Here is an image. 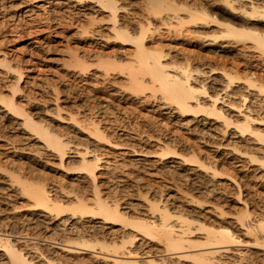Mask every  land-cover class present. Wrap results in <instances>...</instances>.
I'll list each match as a JSON object with an SVG mask.
<instances>
[{
    "label": "rangeland",
    "instance_id": "1",
    "mask_svg": "<svg viewBox=\"0 0 264 264\" xmlns=\"http://www.w3.org/2000/svg\"><path fill=\"white\" fill-rule=\"evenodd\" d=\"M131 1L132 2H130V5L133 8L135 7L136 9H139L140 7L139 4L135 2V0H131ZM175 1L179 3H187L188 5L190 4L191 7H195L198 4V1L200 0L198 1L196 0L197 2L195 0H175ZM202 1L199 2V4L204 2L203 4L208 7L214 6L217 2L215 0H204L203 2ZM81 7L83 6L80 5V3L76 5L75 1L73 0H0V62L2 61L3 56H6L13 68L17 66V68H21L24 71V74L20 79V84L22 89L20 90V92L17 91L18 93L16 92L15 96H17V98L21 100L20 102L23 101L22 103L23 105H25L24 107H26L27 109L29 108V110L31 108V111L37 110V112L35 113L37 114L39 113V115L40 114L42 116L47 115L46 116L47 119H49V117L54 113H55L54 116L56 117L57 115L56 112L57 110H59L58 108L61 107L60 112L62 113L63 118L57 116L58 118L56 117L55 119H53L52 123L55 124V125L53 124L54 127L56 128V126H58V129L60 128V125L62 126V128L65 127L64 129L60 128V130L63 131L66 129L64 131L65 134L66 135L69 134L68 136L72 139V141H74V143L77 142L80 143L82 142L83 144L91 143L90 148L92 146L93 149L98 148L100 150L99 151L96 149L97 152L102 153V159L99 162L100 165L98 166L96 172L97 173L96 182L98 185V189L100 190V192L102 190V193H104V196H106L105 198L106 199L108 198L109 201L112 200L111 202L120 203V206L123 212L125 211L124 212L125 214L129 216H133V214L136 216L137 215L143 216L145 213L149 211L148 210L150 208L149 205L151 204L149 200L153 201L154 199L155 200L161 199L162 200L161 204H166V205L168 204L167 207L173 212H178L179 210H183V212L184 211H186V213L188 212L187 213L188 216H190L189 213L196 215L198 219L203 221L205 220V222L207 221V223H209V221L210 222L212 221L211 223L214 222L217 224L219 222H222L231 225V227L233 228L234 227L237 228L238 226L237 229L238 231H240L239 233H241L240 238L243 237L244 239H247L249 236L243 234V232L245 233V231H243V229L239 227L240 223L237 220H235L237 214L236 212L238 210L242 211L240 210L241 205L243 207L245 201H248V204L251 203L249 204V208L251 206L250 210L252 211V214L256 213L257 215V211L259 212L260 209L258 207L256 208V206L260 205L259 203L261 201V197H262L261 195L264 194L263 192L264 184L262 185L263 181L260 175L261 168H259L260 167L258 165L259 162L258 161L256 162L255 160H254L255 162L253 161L249 162L251 160L249 159V156L247 154L242 155L238 151H235L233 149L235 145H237L236 147H239L241 150L243 151L247 150L249 152H252L254 155L258 156L260 154V150H259L260 146L258 147L259 142H257V140H254L255 138L253 136L250 135L248 136V134L246 135V137L240 134H235L237 132H233L232 131L233 129L227 131L225 135L223 133L222 134L218 133L221 137H217L218 135L216 134H215L216 136L215 135L208 136L206 134L204 138V135L202 136V133L199 130L205 125L206 120H211L213 116L210 115L211 117L210 116L205 117L207 114L204 115L205 114L204 111L203 112L199 111L195 113L180 112L175 107V104L169 103V101L162 99L161 94L159 92L155 93V95L152 94L150 89L149 90L147 89L144 92H135L134 94L131 91L132 89L126 87L125 83L127 80H125L124 82L125 79L123 76L124 74L123 73L120 74L117 70L111 72L112 77L108 75H102L100 73L101 67H99L98 65V68H96L97 67L96 59L99 58H95L97 57L95 53L99 54L101 53L100 52L101 50L102 52L104 51L105 53L111 54L110 56L112 57L116 55L115 57L118 58L119 56L122 57L123 55H125L126 54L125 52H127V49L131 47V45L127 42L123 43L124 45L117 42H113L112 41L113 39H110L111 40L110 42L106 41V38L101 34L103 31H99V30L94 31V27L95 28L99 27L103 29L102 25L90 24L89 31L83 33L84 35L80 34V32L77 33L78 30L77 25L81 22L86 21V18L89 16L88 14L87 17L85 16L86 15L84 13L85 10ZM90 12H95V11H90ZM91 14L97 15L98 13L96 11V13H91ZM153 15H152L153 21L159 25V29H157L158 31H155V33L152 34V37L150 35L151 40L149 37L147 43L149 45L150 44L154 45L160 39V42L163 44L161 45L165 48L164 52H166V54L169 52L168 54L169 56H166V58L170 57L171 55H174L175 58L178 60V62L182 61L184 64H188L190 67L194 69L196 68L201 69V72L197 73L195 71L194 73L196 74L199 80L200 77L201 79H204L203 81L207 83L210 90H212L211 86L218 83L219 78L221 81L222 78V73L220 72L218 73L214 69L217 67H218L217 71H221L223 67L230 70L232 69V71L233 68L234 70L236 68L238 69L236 71H238L239 74L241 73V75L244 74L253 75L252 77L253 78L255 77L258 80V82L259 81L262 82L264 80V57H263L264 54L261 55V57H259L261 53L259 52L260 53L259 54L256 48L254 47L252 48V42H250L249 40L246 42L245 45L244 44L245 42L243 41L237 42L236 38L230 37L229 42L227 43L228 38L227 39L220 38L219 40L214 38L215 39L214 40L211 35H209L210 36L209 37L207 34L200 31H196V32L203 34L201 35L198 33L196 34V32L192 33L195 31L193 30L195 29L194 27H196L197 30L198 29L201 30L202 28L208 30L207 28H209L210 29L209 32H211L213 30V29L211 30V28L214 26L213 28L215 30L216 25H212L208 27V26H204L203 24L195 25L194 23H187L186 26L182 28L181 32H178L176 31L175 26H168V24L162 23L163 20H160L159 16L156 15L157 17L155 16L156 18L155 19ZM71 18L73 21L75 20L74 21L75 24L71 20ZM75 18L78 20H76ZM99 21L103 22L104 20H99ZM195 34L199 35L201 38L199 36L197 37ZM204 37H206L207 39ZM210 38H212L215 42H212L213 40L210 41L211 40ZM153 39L157 42H155ZM216 40L219 42H217ZM153 42L154 44H152ZM160 42H158V45L159 47H162L160 45ZM247 43L249 46H247ZM219 44L222 45L224 44L225 47ZM95 48L99 51H97ZM71 53L72 54L80 53L81 55L80 54L79 55L81 57L84 56L85 58L84 60H86L88 63L94 62L96 60L95 63L96 65L92 63L93 65L91 64V66L89 67L90 65L89 63L88 65L89 69H86V72L84 71L82 73L78 72V69L76 70L74 67L67 65V61L72 56ZM93 53L95 56L93 55ZM125 57L127 56L125 55ZM125 57L123 59H125ZM5 67L6 66L0 63V92H2V94H5V96H8L12 94V89H10L11 88L10 84H12L13 83L12 81L15 80L16 78L15 74L17 72L13 70V68L9 70ZM210 68H213V71L214 70L215 71L213 72L212 69ZM205 70L206 72H204ZM115 72L119 73L116 74L118 76L120 75L119 77H121L123 83H118V81H116L117 83L114 82L116 78H117L116 80L120 79V78L118 79V76L115 74ZM216 75L217 77H215ZM212 76L214 79L216 78L215 81H212L213 79ZM122 77L124 79H122ZM109 78L113 80L111 81ZM261 79L263 80L261 81ZM121 80H119V82H122ZM238 83L239 82L236 81V84ZM120 84L124 85L125 88L122 87ZM240 84H244V82H240ZM119 85L121 86L120 87L121 89L119 88ZM116 89L119 91H117ZM123 89L124 90L127 89V90L123 91ZM7 92H9L10 94L8 93L6 95ZM56 94H58L57 95V97H59V99L57 98L58 100H55ZM149 94L153 96H150ZM28 96L31 98H29ZM105 96H108L111 99L109 107L105 108L107 114L104 113L109 117L105 119L106 121L103 124L106 127L109 140L101 139L99 143L98 142L99 139H97L96 141V137L94 135L89 136L88 131H86L85 128L82 127V125L89 123L90 118H98L104 116L102 113L103 111L99 112L102 109L101 108L99 109L98 101L101 99L102 100L105 99L106 98ZM2 102L3 101L0 102V108L2 110V111L0 110L1 111L0 112V146H1L0 156L2 155L1 159L3 161L0 159L2 162V166L0 167V179L1 178L3 179H1L2 181L0 180V187L3 190L0 189V196H1L0 211L4 208L3 205L6 206L5 207L6 209L5 208L3 209L5 210V212L3 210H2L3 213L0 212V216L2 217L4 216L3 218H5L4 221L0 223L1 232L2 229L3 232H5V230L6 232L7 231L10 232L9 230L10 227L14 226L13 228L11 227V229H13L11 233H13L14 231L13 233L14 238H18L21 240H24L26 238H30V239L32 238L31 241L37 240L39 242L40 247L41 246L43 247V248L41 247V249L45 250V252L47 253L52 252L54 255L62 256L63 258H65V255L66 258L69 255L82 256L85 252H88L87 249L78 250L77 253L70 254L69 252L67 253L65 251H62L59 248L60 247L59 243L54 242L53 239L46 240V238L41 235L43 233L51 234L54 226V222H53L54 220L47 219L48 221L50 220L49 222L46 220L47 224L43 223L46 221H41L40 225L43 228L40 225H39L40 229L39 226L37 227V229L36 227H34L35 232L33 228L32 229L33 232H31L29 236L27 235L28 234L27 231H29L28 223H30L31 221H35L40 216H38L35 213V211H32L33 213H35L33 214L31 210L26 209V205L23 204V201L26 200L24 199L25 197L19 196L20 197L19 198L18 194H15V192L13 191V187L9 186V183H11L12 182L11 180L14 178L13 175L10 174V172L14 173V175L15 174L24 175L28 178L31 177V179L40 177V179L42 178V180H45L46 177L49 178L51 177L52 179L48 178L46 180L49 183V184L47 183L48 188L49 189L52 188L51 189L52 195L54 196L55 194L56 196L57 195L56 193L59 192L58 193L59 197L64 196V198L62 197L63 199L67 197L65 200H68V198L72 197V195L76 197L78 195V193L76 192L81 191L83 186H87V188L83 187V189L85 188L86 191L88 189L92 190V191L88 190V192L86 193V197L87 196L89 197V195L94 196V193L90 194L91 192H93V187H91L93 186L92 182L91 181H90L91 183L89 182V180H91L90 177L86 175L87 173L85 170H81L78 168L75 169L71 167L73 166V164L76 165L75 162L78 164L79 161V156H77L76 151L69 150V152L67 153L68 157L65 156L64 159L65 163L63 162L62 164L63 166L60 165L57 156L53 155L55 154V152L53 151H52L53 153L49 152L51 150H47L44 147H42L41 149V146L39 144L38 146H40V150H43L42 153H40L41 151L39 152V150L34 151L35 149H39V147L36 144L38 143L37 142L38 140H36L37 138L36 135L25 131H24L25 133H23V128L20 127L21 126L20 124H18L21 122V119H23V116L21 117V115L14 114L13 112L12 113L10 112L12 114L10 116V113L7 112V108L5 107V104H2ZM27 103H29L30 105ZM57 104L60 106H57ZM56 107L57 110H54L56 109ZM43 108L46 111L53 110L54 113L52 112H51L52 114H50V112L47 113L46 111H44ZM3 111H5L9 116L7 114H4L5 112ZM94 111L96 114L94 113ZM71 114L81 122H75L74 120H72L70 117ZM45 116H43V118H46ZM16 118L18 122L15 121V123H13L14 122L13 120H15ZM16 125L17 126L20 125L19 128ZM155 130H157L158 132L157 131L154 132ZM21 132L23 133V135L25 134L24 136H26V134H28V136L23 137ZM29 134H31V136L34 135V137L33 136L30 137ZM238 136H240L241 138H239ZM14 138L16 139L19 138V140L17 139L19 142L16 140L17 142L15 143V141L13 140ZM168 140L170 143L168 142ZM216 140L217 142H219L218 143L219 146H217ZM95 141L98 143H95ZM116 142L118 144H115ZM225 142L227 146L224 145ZM131 144H134L135 147L131 146ZM174 144H176V146ZM14 145H16L15 148L13 147ZM36 146L38 148H36ZM71 146H74V144ZM165 147L170 152L165 156H161L160 152L162 148ZM217 147L219 149H217ZM256 147H258L259 149ZM132 149L135 150L133 151ZM37 151L38 153H36ZM218 152H220V154ZM192 154H195L200 160L204 161L209 166L214 164L211 166V168L213 166L215 167V163H210V162H214L217 160L216 162L219 163V165L216 164L217 171L220 172L219 174H223V175H216L218 172H216V174H213V171H215L214 167L212 169L210 167L201 168L198 165V163H194L189 160L185 161V159L182 156V155L190 156ZM9 158H11V161L9 160ZM12 159L17 161V163H15L16 161L15 162L13 161L15 165L17 164L16 166L13 165ZM6 160L9 161L8 164L11 165V167L8 164H5ZM68 160L72 165L67 162ZM240 160L243 161V164H241L242 162ZM66 163L70 164L71 166L70 165L69 166L74 170H72L69 166H68L69 168H67L65 166ZM3 164L8 165L9 168L6 167L5 165L4 167ZM31 165L34 167H32ZM3 167L6 169L5 172L4 169H1ZM31 167L32 169L35 168L36 170L35 169L31 170L30 169ZM10 168L12 170L16 168L17 170L14 169V171L16 170V173L12 171ZM218 168L219 169L222 168V169L218 170ZM228 168L230 169L229 171L230 174L228 173L227 174L231 175V177L226 174L227 170H229ZM103 170L104 171L107 170V171L104 172ZM6 171H8V173L12 176V179H10L9 174L6 175L7 174ZM36 171L39 172L38 173L39 175L42 174L41 172H43V174L45 173V175L42 174V177L39 175L37 176ZM1 173L5 176H2ZM27 173H29V175ZM31 173L33 175H31ZM189 174L190 175L193 174L194 176L197 174L196 175L197 177L195 176V179L193 180L194 176L193 175L189 176ZM236 174L238 175L239 178L237 177ZM35 175L36 177H33ZM43 177H45V179ZM190 177H192V180ZM232 177H234V179H232ZM237 179L239 180V183H237L238 181H234ZM54 180L56 182L60 181V183L59 182L56 183L54 182ZM244 181H246L247 183H244ZM62 182L64 185H61L62 189H60L61 187L59 186L60 187L59 188L58 185L62 184ZM53 183H56L57 185L56 184L53 185ZM79 183L82 185V187ZM14 184L15 187L16 185L18 186V182L15 180H14ZM77 184H79L80 187H78ZM238 184H240V186H238ZM6 185H8L9 187ZM3 186L5 188L7 187V191L5 188H3ZM65 186H66L65 191L66 192L69 191L68 193H72V195L71 194L69 195L68 193L66 194V192L64 191ZM67 186L68 188L73 186L72 188L73 189L77 188V190L75 191L72 190L73 191L72 192L70 190L72 188L68 190ZM239 187L242 189L240 190ZM54 189L57 191H55ZM85 190H82L83 192L82 193L79 192V193L85 196V194H83L86 192ZM8 191H9V195H6L8 194ZM10 192H14L11 193L12 197L13 195L15 196L13 197L14 199L12 198V200L10 199L11 198ZM60 192L65 194L66 197ZM237 192L238 193L241 192V194L244 195L243 196L241 195L240 196L241 198L238 199L239 197L238 196H237L238 198L236 197V194L239 195ZM92 196L90 197L92 198ZM2 198L3 199L5 198L4 199L5 201H2L3 200ZM189 198L191 199L193 198V202H191L192 200L188 201ZM6 199L9 200L10 203ZM196 200L197 202L193 204ZM6 201L8 202V204ZM13 202L16 203L13 204L14 206H12ZM15 205H17L18 207H20V205L21 206L25 205L24 206L25 208L20 207L21 208L20 209L17 208V206ZM10 206L12 207V209L16 207V209H13L15 210V212L14 211L10 212L11 209ZM216 206H218V208ZM221 207L222 210H225L227 208L225 210L227 215L225 212H224L225 214L223 215L220 212L222 216L220 215V213H218L219 210H221L220 209ZM190 208H192V210ZM188 209H190L191 211ZM252 209L255 210V212ZM10 213L12 216H10ZM14 213L16 214L14 215ZM24 214H26L27 216L29 215L30 217L33 214L32 216L36 218L33 219L34 217H31L33 220L31 219L30 221L28 219L29 216L27 217ZM253 215H254L253 217L255 218L256 215L255 214ZM7 217H12L13 221L11 220V218H8L9 219L8 220ZM85 218H87L88 221ZM38 219L40 222V218ZM69 219L71 220L72 218ZM69 219L68 222L70 223ZM80 219L81 222L85 219L86 220L85 223H87L88 225H93L94 229L96 230L99 229L100 233L103 232L108 236L110 235V237H113L114 235L115 237L121 238V233L126 232L123 230H128L127 234H129L131 230L134 231V228L130 226L127 227L124 226V228L126 229H123V225L121 224V222L118 221L108 222V223L104 222L101 217L97 218L98 220L96 218H94L93 220L91 219V221L90 218L87 216H85L84 219L80 217ZM14 220L16 221V223L14 222ZM50 222L52 224H50ZM68 222L67 225L70 226L71 224H69ZM81 222H79V224ZM90 222L91 223L94 222V224L93 223L91 224ZM95 223L97 224L98 228L95 227L96 226ZM1 224H3L5 227ZM43 224H45L46 226ZM15 225H18L16 226L17 229L15 228ZM44 227H47L48 229ZM23 230L26 231V233ZM197 230H196L197 232H194L197 234V235L195 234L194 237L198 236L197 238H199L201 237V233H204V231L203 229L201 231L200 229ZM36 231L40 233L41 237L38 235V233L36 234ZM34 233H35V237H34ZM55 235L59 236L60 234H55ZM137 238L139 239V236ZM24 243L22 241V244L24 246L26 245L25 248L27 249L31 248L32 250L31 242H29L30 247L29 246L27 247L28 243L26 242ZM241 243L242 242H240V244L236 243L233 246L241 250L239 251V254L236 257L230 256L228 258L229 255L228 256L224 255V257L222 256L221 258L228 261L231 259L230 261H232L234 264H245V263L249 264V262L250 264H254V263L264 264L263 248H261L260 246L258 247V245L253 246L251 244H244L246 242L242 244ZM59 252L61 253L64 252L65 254L62 253L60 255ZM190 260L189 259L184 260L183 258L180 259V261L179 260L177 261L179 264H195L192 260H191L192 262Z\"/></svg>",
    "mask_w": 264,
    "mask_h": 264
},
{
    "label": "bare ground",
    "instance_id": "2",
    "mask_svg": "<svg viewBox=\"0 0 264 264\" xmlns=\"http://www.w3.org/2000/svg\"><path fill=\"white\" fill-rule=\"evenodd\" d=\"M73 1H75L76 5L80 3V5L83 6L81 8H83L85 10L84 13L86 14L85 15L86 17L89 15L86 18V21L81 22V23H79V21H78V23H79L78 25L76 23V25L78 26L77 27V29H78L77 33L80 32V34L84 35L83 33H86L89 31L90 24L102 25L103 29H101L99 27L98 28L94 27V31L95 30L103 31L101 34L106 38V41L110 42L111 41L110 39H113L112 40L113 42H117L120 44L127 42L131 45V47H129L127 49V52H125L126 53L125 55L127 57H125V55H123L122 57L119 56V57H121V58L118 57L119 59L117 57H115L116 55H114V57H112V56H110L111 54L105 53L104 51L102 52L101 50H100L101 53L98 52L99 54H97V53H95L96 51L94 50L95 52L94 51L93 52L97 55V57H95V58H99V59H96L97 65L95 64L96 60L94 62H91V63L89 62L90 63V65H89V63L86 60H84L85 59L84 56H82L83 58L80 56L81 55L80 53H78V54L77 53H74V54L71 53L72 56L67 61V65L74 67L76 70L78 69V72L82 73L83 71L86 72V69H89L88 65L90 67L91 64L94 63L97 66L96 68H98V65H99V67H101L100 73L102 75H108V76H111L112 71L114 72L117 70L120 74H122V73L124 74L123 76L125 79L123 77H122V79H124V82H125V80H127L125 85H126V87H129L130 89H132L131 91L134 94H135V92H144L145 90L150 89L152 94L155 95V93L159 92L161 94L162 99L169 101V103L175 104V107L180 112H194L195 113V112H199V111H201V112L204 111L205 112L204 115L207 114L205 117H208L210 115L213 116L212 117L213 119L211 118V120H206L207 124L205 122V125L203 124L204 126L203 127L201 126L202 128L199 130V131H201L202 136L204 135V138H205L206 134L208 136L209 135L214 136L216 134V135H218L217 137H221L219 135L220 133L221 134L223 133L225 135V133L227 131H229L230 129H233L232 130L233 132H237L235 134H240V135L245 136V137L247 134H248V136L249 135L253 136L255 138L254 140H257V142H259V144H260V145L258 144V147L260 146V149L258 147H256L260 150V154L258 156L254 155L252 152H249L247 150H245V151L241 150L239 147H236L237 145H235L233 150L238 151L242 155L247 154L249 156V159L251 160L249 162H252V161L253 162H255V161L259 162L258 165L260 167L259 166L258 167L261 168L260 175H261L262 181H263L262 185L264 184V80L261 79V81L262 80L263 81L258 82V80L255 77L254 78L256 80L252 77L253 75H250V74H249L250 76L246 75V74L241 75V73L239 74L238 71H236L238 69L235 68V70H234L233 67H232L233 71H232V69L230 70V69H227L224 67L221 69V71H217L218 67L217 68L213 67L216 70V72L222 73V78H221V81H220V78L218 79L219 80L218 83H216V82H215L216 84L212 83L214 85L211 86L212 90H210L207 83H205L203 81L204 79H201V77H200V80H199L197 78L196 74L194 73L195 71L197 73L201 72V69H198V68L194 69V68L190 67L188 64H184L182 61L178 62V60L175 58L174 55H171L170 57L166 58V56H169L168 55L169 52L167 54H166V52H164L165 48L162 46L163 44L160 42V39L158 40V42H160V45L162 44L161 45L162 47H159L158 42L155 41L154 39L153 40L155 42H157L156 43L157 45L154 44V42L152 44H154L155 46L151 45V44L149 45L147 43L150 35L152 37V34L155 33V31H158L157 29H159V25L153 21L152 15L154 14L153 15L154 18L156 15L159 16L160 20H163L162 23L168 24V26H175L176 31H178V32H181L182 28L184 26H186L187 23H194L195 25L196 24L197 25L203 24L204 26H208V27L212 26V25H216L215 30L213 28L214 26L211 28V30L213 29L211 32H209V30H210L209 28H207L208 30H206L204 28H202L201 30L200 29L197 30V28L194 27L195 29H193V30H195V31L192 33H195L196 31H200V32L207 34L208 36L211 35L213 37V39L215 38L217 40H219L220 38H223V39L228 38L227 43L229 42L230 37L236 38L237 42H239V41L245 42L244 43L245 45H246V42L249 40L250 42H252V48L253 47L256 48L258 50V53L259 52L261 53V54L259 53L260 54L259 57H261V55L264 54V0H215V1H217L216 4L214 6H211V7L204 5L203 4L204 0L203 1L197 0L198 4L196 6L194 5L195 7H191L190 4L188 5L187 3H179L175 0H141V1L135 0V2H137L140 6V7L138 6L139 9H136L135 7L133 8L130 5V2H132L131 0H73ZM201 1L203 2V3H200L202 5L199 4V2H201ZM74 7H75V5H74ZM90 11H95V12H90ZM96 11L98 13L97 15L91 14V13H96ZM71 20H72V18H71ZM76 20H78V19H76ZM99 20H104V21L101 22ZM105 22H107V23H105ZM74 24H75V22H74ZM197 33L200 34L199 32H196V34ZM203 33H201V34H203ZM196 36L198 37L199 35H196ZM151 37H150V40H151ZM204 38H206V37H204ZM202 39H203V37H202ZM210 39H211L210 41L213 40L212 38H210ZM214 40L212 42H215ZM217 42H219V41H217ZM207 43H208V41H207ZM219 45L225 47L224 44L223 45L219 44ZM247 46H249L248 43H247ZM219 50H220V48H219ZM97 51H99V50H97ZM94 53H93V55H94ZM110 53H112V52H110ZM106 54H108V55H106ZM218 54H219V52H218ZM124 57H125V59H123ZM0 63H2L4 66H6L5 68H7L9 70H11L13 68L12 65L9 63L6 56H3V59ZM213 68H210V69H212V71H213ZM13 70H15L17 72L16 73L17 75L15 74L16 78L14 81H12L14 84L13 83L10 84V87H11L10 89H12V94L7 92L6 95L8 93L10 95L5 96V94H2V92H0V94H1L0 95V99H1L0 102L1 101L4 102V103L2 102V104H5V107L7 108V112H9V113L13 112L14 114L21 115V117L23 116V119H21V122L19 121L20 123H18L21 126L20 125H18V126L16 125V126L18 128H19V126L22 127L23 133H25V132L29 133L30 132L32 134H35L36 137L38 138L37 139L35 137L36 140H38L37 141L38 143H36L37 146L39 144L41 146V149H42V147H44L47 150H51L49 152H52V151L55 152V154H53V155L57 156V158L59 159L58 161L60 162V165L63 164L65 156H67V153L69 152V150L77 152V156H79V161L77 160L78 164L74 161L76 165L73 164V166H71L72 164L68 160L67 162L70 163L71 165L66 163L68 165L65 164V166L67 168H69L71 166L75 169L78 168V169L86 171L87 174L86 173L85 174L90 177L91 180H89V182L91 181L92 185H93V186H91V187H93V192H91L90 194L94 193V196L89 195V197L88 196L86 197V193L88 192L89 189L86 191L85 188L83 189V187L87 188V186L82 187V185L79 183L82 187V190L86 191L85 193H83V194H85V196L81 195V193L83 192L81 190V191L76 192V193H78V195L77 196L75 195L76 197H74L72 195V193H68L69 192L68 190L70 188H72L73 186L70 188H68V186H67L68 192L65 191L66 190V186H65V188L64 187L63 188H64V191L66 192V194L68 193L69 195L70 194L72 195V197H69L68 200H65L67 197L65 194L62 193L63 191L60 193L65 195V197H66L65 199H63L64 196H62L63 198L58 196L59 192L56 193L57 194L56 196H55V194H54V196L52 195V192H51L52 188L50 187L51 189H49L47 186L48 181L46 179H48L49 177H46V179H45V177H43L45 180H42V178L40 179V177L38 178L35 175L33 177H36V178L31 179V177L28 178L24 175H16V174L14 175V173L10 172V174L13 175V177H14L12 179V176L8 173V171H6L7 172L6 175L9 174L10 179H12L11 180L12 182L9 183V186L13 187V191L15 192V194H18V197L19 196L25 197L24 199H26V200H24V201L21 200V201H23V204L26 205V209L31 210V212L35 211V213L38 216H40V217H38V218H40V222H39L38 218L35 221H31V219H32L31 217H34L32 215L35 213L32 212L33 214L31 215V217L28 215L29 216L28 219L31 221L30 223H28L29 228L25 225L29 230V231H27L28 236H29V234H31V232H33V230L35 232L34 227H36V229H37V227L41 224V221H46L47 219H51V220H54L53 221L54 222V226H53L54 230L52 229L51 234H48V233L44 234L43 232L42 233L44 235L41 234L43 237L46 238V240L47 239H50V240L53 239L54 242L59 243V245H60L59 248L62 251H65L67 253L69 252L70 254L71 253L75 254L78 252V250H82V249L83 250L87 249L88 252H85L84 254L82 253L83 254L82 256L69 255V256H67V258H66V255H65V258H63L62 256L54 255L52 252L47 253V252H45V250L41 249L42 246L40 247L39 242L37 240L31 241L32 238L31 239L26 238L24 240L14 238L13 237L14 231H13V233H11V231L13 230V229H11V227H12L11 226L9 229L10 232L9 231L6 232V230H5V232H3V229L1 232V230H0V253H1L0 254L1 255L0 256V264H177L178 263L177 260L180 261V259H183V258H184V260L185 259H187V260L191 259L195 264H234L232 261H230L231 259L228 261V260H224L221 257L222 256L224 257V255H227V256L229 255L228 258L230 256L236 257L239 254V251H241L240 249L233 247L236 243L240 244V242H242V243L246 242L244 244H251L253 246L258 245V247L260 246L261 248L264 249V194L261 195L262 197H261L260 203L258 202L260 205L256 206V208L258 207L260 209V210L258 209L259 212L257 211V215H256V213H253L256 215L255 218L253 217L254 215L252 214V211L250 210L251 206L249 208V204H251V203L248 204V201H245V203H244V200H243L244 204H243V207L241 205V209H240L242 211H239V210H238L239 212L237 210H236L237 212L235 211L237 213L235 220H237L240 223L239 227L242 228L243 231H245V233L243 232V234L249 236L247 239H244L243 237H242L243 239L240 238L241 233H239L240 231H238V229H237L238 226H237V228L236 227L233 228V227H231V225H228V224H225L222 222H219L216 224L214 222L211 223L212 221L211 222L209 221V223H207V221L205 222V220L203 221V220L198 219L196 215L189 213L190 216H188V214H187L188 212L187 213H186V211L183 212V210H179L178 212H173L172 210H170L167 207L168 204L167 205L161 204V202H162L161 199H159V200L154 199L153 201L149 200V202L151 204L149 205L150 208L148 210L150 212L148 211L149 213L147 212L143 216H138V215L136 216L134 214H133V216H129V215L125 214L124 213L125 211L123 212V210L120 206V203L111 202L112 200L109 201L108 198L107 199L105 198L106 196H104V193H102V190L100 192V190L98 189V185L96 182V179H97V173L96 172H97L98 166L100 165L99 162L102 159V153L96 151V149L97 150H99V149L95 148V147H94L95 149H93L92 146L90 148L91 143L89 144L87 142H86L87 144H83L82 142L81 143L80 142L74 143V141H72V139L68 136L69 134L68 135L65 134L64 131L66 129L63 131L60 130V128H62L61 125H60L59 129H58V126H56V128L54 127L55 124L52 123L53 119H55L57 116L63 118V115L60 112L61 107L58 108L59 110H57V107H56V109H54V110H57L56 117L54 116L55 113L52 109H51L52 111H50V110L46 111L43 108L44 111H46L47 113L48 112H50V114L54 113L49 117V119H47V117H46L47 115L46 116L43 115L46 117V118H43V116L41 114L39 115V113L38 114L35 113V112H37V110L36 111L33 110L34 111L33 112V111H31V108L29 110V108L27 109L26 107H24L25 105H23V103H22L23 101L20 102L21 100H19L17 98V96H15L16 92L17 91L20 92V90L22 89L21 84H20V79L22 78L24 71L21 68H17V66L14 67ZM212 71H210V72H212ZM204 72H206V70ZM204 72H202V73H204ZM116 73L117 72H115V74ZM119 73H117V74H119ZM84 74H86V73H84ZM116 75H115V77H116ZM217 75L215 77H217ZM119 76H118V79L120 78L119 80H121V77H119ZM113 78H114V76H113ZM212 78H213V76H212ZM116 79L114 82L118 81V83H123L122 80H121L122 82H119V80H116ZM213 79H212V81H215L216 78L214 80ZM236 81L239 83L236 84ZM91 82H93V81H91ZM240 82H244V84H240ZM120 85H119V88L121 86L124 87V85H121V86ZM127 89H125V90H127ZM125 90L123 89V91H125ZM117 91H119V90H117ZM137 94H140V93H137ZM147 94H146V96H147ZM25 95H26V93H25ZM57 95L58 94H56V96L54 95L55 100L59 99V97H57ZM156 95H158V94H156ZM150 96H153V95H150ZM100 97H102V96H100ZM105 97H106L105 99H103V100L101 99L98 101V107H99V109L100 108L102 109L100 111L98 109V111L99 112L103 111L102 113L104 116L98 117V118H90L89 123L82 125V127L85 128L86 131H88L89 136L94 135L96 137V141H97V139H99L98 142L101 139H108V133L106 131V127L103 124L106 121L105 119L109 117L108 115H105V114H107L105 108L109 107L111 99L108 96H105ZM29 98H31V97H29ZM25 101H26V99H25ZM27 104H29V103H27ZM57 106H60V105L57 104ZM1 107H3V106H1ZM41 107H43V106H41ZM4 108H2V109H4ZM0 110H1V108H0ZM3 112H5V111H3ZM11 113H10V116L12 115ZM94 113H95V111H94ZM4 114H7V113L5 112ZM13 116H16V115H13ZM70 117L75 122H81L72 114ZM45 119H46V121H45ZM205 119H207V118H205ZM109 120H110V118H109ZM13 121H12L13 123H15V121L18 122L17 118ZM64 128H62V129H64ZM156 131L157 130H155L154 132H156ZM19 133H20V131H19ZM23 133H22V135H23ZM66 133H69V132H66ZM231 134H230V136H231ZM24 135H23V137L28 136V134H26V136H24ZM19 136H20V134H19ZM29 136L34 137V135L31 136V134H29ZM238 137L241 138L240 136H238ZM92 138H94V137H92ZM250 138H252V137H250ZM17 139L19 140V138H17ZM17 139L16 138L13 139L15 141V143L18 141ZM96 141H95V143H98ZM106 142H108V141H106ZM168 142H169V140H168ZM216 143H217V146H219L218 145L219 142H217V140H216ZM73 144H74V146H71ZM115 144H118V143L116 142ZM174 145L176 146V144H174ZM224 145L227 146L226 142ZM15 146L16 145H14L13 147L15 148ZM37 146H36V148L39 147V149H35L34 151L39 150V152L41 151L40 153H42L43 150H40V146H38V147ZM131 146L135 147L134 144H131ZM17 147H18V145H17ZM34 148H35V145H34ZM217 149H219V148L217 147ZM132 150L134 151L135 149H132ZM257 150H256V152H257ZM231 151H232V149H231ZM169 152L170 151L168 149H166V147H165V148H162L160 155L165 156V155L169 154ZM36 153H38V151ZM218 153L220 154V152H218ZM1 156H0V159H1ZM182 156L185 159V161L189 160L191 162L198 163V165L201 168L202 167H204V168L210 167L211 168V166L214 165V164H212L211 166L207 165L204 161L200 160L195 154H192L190 156H186V155H182ZM238 157H240V156H238ZM214 159H215V157H214ZM1 160H0V167L2 166ZM9 160L11 161V158H9ZM13 161L15 162L16 160L12 159V163H13ZM216 161L210 162V163H215V167L213 166L215 168L214 169L215 171H213V174H216V172H218L217 168H216V164L219 165V163H217ZM8 162H9L8 160H6V163L4 161L5 164H8ZM182 162H184V161H182ZM182 162H179V163H182ZM241 162L240 163L243 164V161H241ZM15 163H17V161ZM5 164H3V166ZM29 164H31V163H29ZM8 165H5V166L8 168H9V166L11 167V165H9V166ZM13 165H15V164L13 163ZM24 165H25V163H24ZM19 166H21V165H19ZM75 166H77V167H75ZM4 167L1 169H4V172H5L6 169ZM32 167H34V166H32ZM32 167L30 169L34 170L35 168L32 169ZM106 167H109V166H106ZM73 168H71V169L74 170ZM14 169H16V168H14ZM14 169L13 170L11 169V170L14 171ZM30 169H29V171H30ZM104 169H107V168H104ZM221 169L218 168V170H221ZM16 170L14 171L15 173H16ZM21 170H23V169H21ZM25 171H26V169H25ZM106 171H104V172H106ZM229 171H230V169L227 170L226 174L227 173L230 174ZM33 172H35V171H33ZM32 173H31V175H33ZM38 173L39 172H37V176L39 175ZM41 173L43 174V172H41ZM219 173L220 172H218L216 175H223V174H219ZM27 174L29 175V173H27ZM42 174L39 176L42 177ZM43 175H45V173ZM192 175L189 174V176H192ZM234 175H235V173H234ZM2 176H5V175L2 174ZM195 176L193 177V180L195 179ZM228 176L231 177V175H228ZM89 177H87V178H89ZM237 177H238V175H237ZM237 177H235V178H237ZM4 178H6V177H4ZM190 178L192 180V177H190ZM1 179H3V178H1ZM49 179H52V178L50 177ZM232 179H234V177H232ZM14 180L18 182V186L16 185L17 188L14 186L15 185ZM234 181H238L237 183H239L238 179L234 180ZM54 182H56V181L54 180ZM57 182L60 183V181H57ZM56 183H53V185ZM244 183H247V182L244 181ZM79 184H77L78 187H80ZM56 185H55V187H56ZM61 185H64L63 182H62V184L58 185V187L59 186L61 187V188L59 187L60 189H62ZM6 186H8V185H6ZM238 186H240V184H238ZM238 186H237V188H238ZM14 187H15V189H14ZM52 187H54V186H52ZM3 188H5V187L3 186ZM0 189H1V187H0ZM5 189L7 191V187ZM78 189H80V188H78ZM241 189L242 188H240V190ZM1 190H3V189H1ZM70 190L75 191V190H77V188L76 189L72 188ZM55 191H57V190H55ZM89 191H92V190H89ZM14 192H10V196H11V193H14ZM79 192H81V193H79ZM263 192H264V190H263ZM1 194H3V193H1ZM238 194L239 195L236 194V197L238 196L239 198L238 197L237 198L240 199L241 198L240 196L242 194H241V192ZM6 195H9V191H8V194H6ZM90 196H92V198ZM13 197H15V196L13 195ZM13 197L11 196L10 199L12 200ZM0 198H1V196H0ZM4 199L2 201H5ZM243 199H244V197H243ZM189 200H192L191 202H193V198L192 199L189 198L188 201ZM7 201L9 202V200H7ZM6 202H4V203H6ZM8 202H7V204H8ZM15 202H17V201H15ZM196 202H197V200L193 204H195ZM187 203H189V202H187ZM13 204H16V203L13 202L12 206H14ZM20 204H21V202H20ZM25 205H23V206L20 205V207L25 208L24 207ZM188 205H186V206H188ZM15 206H17V205H15ZM196 206H197V204H196ZM3 207L5 208L6 206L3 205ZM20 207L17 206V208H20ZM216 207L218 208V206H216ZM222 207L220 208L221 210H219L218 213L221 212L223 215L226 213L225 210L227 208L225 210H222ZM10 208L12 209L11 206H10ZM192 208H190V209L192 210ZM8 209H7V212H8ZM11 209H10V212L11 211L15 212V210H13V209H16V207L13 208L12 210ZM150 209L152 210V212ZM190 209H188V210H190ZM2 210L0 212H2ZM3 211L5 212V210H3ZM176 211H177V209H176ZM253 211L255 212V210H253ZM221 213H220V215H221ZM12 214H13V212H12ZM15 214L16 213H14V215ZM26 214H24V215H26ZM6 215H8V214H6ZM226 215H227V213H226ZM10 216H12L11 213H10ZM85 216L89 217L90 221H91V219L93 220L94 218L97 219L100 217L102 218V220L104 222H107V223L118 221V222H121V224L123 225V229H126V228H124V226H126V227L130 226V227L134 228V231L131 230L132 233L130 232L129 234H127L128 230H123L126 232H124V233L122 231H121L122 233L120 232L121 238L115 237L114 235H113V237H110V235L108 236L107 234H105L103 232L100 233L99 229H97V230L94 229L93 225H88L87 223H85L87 220V218H85L86 220L84 219ZM234 216H235V213H234ZM3 217L0 216V223H2L4 221L5 218H3ZM80 217L82 219H84L82 222L80 221L81 220ZM8 218H11V220H12V217H7V219ZM35 218L36 217H34L33 219H35ZM69 218H72V219L70 220ZM68 219H69L70 223L68 222ZM66 220L69 224H71L70 226L67 225ZM47 221L43 222V223L47 224ZM14 222L16 223L15 220H14ZM51 222H50V224H52ZM79 222H81V223L79 224ZM94 222H92V223L94 224ZM6 224H7V221H6ZM12 224H14V223H12ZM45 224H43V225H45ZM193 224H196V225H193ZM1 225H3V224H1ZM16 226H18V225H15V228H16ZM40 226H39V229H40ZM95 227H97V224ZM44 228H47V227H44ZM49 228H50V225H49ZM51 228H52V226H51ZM193 228H194V230H193ZM195 228H196V230L200 229V231L203 229L204 233H201L202 238L201 237L197 238L198 236L194 237V235L196 234L194 232L198 231V230L196 231ZM120 230H122V229H120ZM24 232L26 233V231H24ZM37 233L38 232L36 231V234ZM40 233H41V230H40ZM40 233H38L39 236H40ZM55 234H60V235L56 236ZM109 234H111V233H109ZM21 235H23V234H21ZM38 235H36V236H38ZM138 236H139V239L137 238ZM34 237H35V233H34ZM136 239H138V240H136ZM22 241H23V243L24 242L28 243L27 247L28 246L30 247L29 242H31L32 250H31V248H28V249L25 248L26 245L24 246L22 244ZM33 249H35V250H33ZM59 253L61 255L64 252H62V253L59 252ZM246 258H249V257H246ZM250 259H252V258H250ZM247 263H248V261H247ZM249 264H250V262H249Z\"/></svg>",
    "mask_w": 264,
    "mask_h": 264
}]
</instances>
